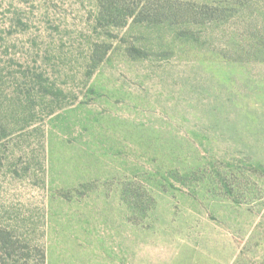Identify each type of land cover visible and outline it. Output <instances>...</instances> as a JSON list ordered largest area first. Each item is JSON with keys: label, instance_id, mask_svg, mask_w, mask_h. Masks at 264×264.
<instances>
[{"label": "rangeland", "instance_id": "1", "mask_svg": "<svg viewBox=\"0 0 264 264\" xmlns=\"http://www.w3.org/2000/svg\"><path fill=\"white\" fill-rule=\"evenodd\" d=\"M0 264H264V0H0Z\"/></svg>", "mask_w": 264, "mask_h": 264}]
</instances>
